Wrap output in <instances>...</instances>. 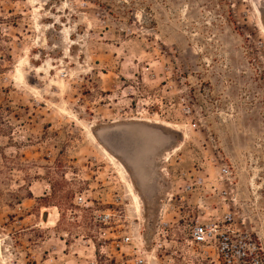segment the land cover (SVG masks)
Returning a JSON list of instances; mask_svg holds the SVG:
<instances>
[{
    "label": "rangeland",
    "instance_id": "rangeland-1",
    "mask_svg": "<svg viewBox=\"0 0 264 264\" xmlns=\"http://www.w3.org/2000/svg\"><path fill=\"white\" fill-rule=\"evenodd\" d=\"M224 210L264 244V0H0V264H160Z\"/></svg>",
    "mask_w": 264,
    "mask_h": 264
},
{
    "label": "built area",
    "instance_id": "built-area-1",
    "mask_svg": "<svg viewBox=\"0 0 264 264\" xmlns=\"http://www.w3.org/2000/svg\"><path fill=\"white\" fill-rule=\"evenodd\" d=\"M201 183L202 179L195 182ZM78 200L81 202L82 197ZM112 215L102 212L98 217L107 223ZM234 219L233 212L229 210L209 217L199 213L197 219L189 224V234L179 247L172 249L170 244H160L163 249L160 264H264V244L259 237L238 229ZM166 233L170 235L169 230ZM113 247L116 251L110 259L113 264H157L156 260H159V255H152L145 242L141 243L137 237L128 234L119 236Z\"/></svg>",
    "mask_w": 264,
    "mask_h": 264
},
{
    "label": "bare ground",
    "instance_id": "bare-ground-1",
    "mask_svg": "<svg viewBox=\"0 0 264 264\" xmlns=\"http://www.w3.org/2000/svg\"><path fill=\"white\" fill-rule=\"evenodd\" d=\"M106 152H108L109 153V151L108 150H106ZM110 154V153H109ZM112 156V155H111ZM110 156V157H111ZM120 163V166L123 168V170L124 171H126V169H125V166L121 163V162H119ZM125 172H123V174H124ZM126 175V174H125ZM129 183V182H128ZM131 186V185H130ZM133 199H134V201L136 202V204L139 206V204H140V200H141V197H140V195L136 192V191H134L133 192ZM47 211V210H46Z\"/></svg>",
    "mask_w": 264,
    "mask_h": 264
},
{
    "label": "water",
    "instance_id": "water-1",
    "mask_svg": "<svg viewBox=\"0 0 264 264\" xmlns=\"http://www.w3.org/2000/svg\"><path fill=\"white\" fill-rule=\"evenodd\" d=\"M113 135H114L115 137H116V136H120V133H119V132H114ZM48 216H49V213H47V212H46L45 214H43V217H44L45 220H47Z\"/></svg>",
    "mask_w": 264,
    "mask_h": 264
}]
</instances>
